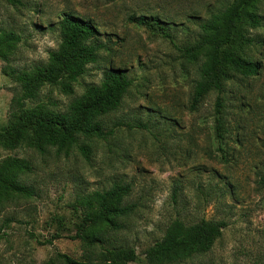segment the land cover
<instances>
[{
  "label": "rangeland",
  "instance_id": "obj_1",
  "mask_svg": "<svg viewBox=\"0 0 264 264\" xmlns=\"http://www.w3.org/2000/svg\"><path fill=\"white\" fill-rule=\"evenodd\" d=\"M227 1L0 0V30H11L20 39L11 67L28 69L43 63L58 43L56 22L71 13L90 21L98 42L107 49L86 67L73 86V96L97 84L109 67L122 69L131 82L120 107L103 118L107 128L113 123L121 126L106 142H92L88 160L75 149L67 154L50 149L43 155L26 148L0 149V159L14 156L27 161L30 172L24 183L34 194L0 213V222L10 220L0 236V264H45L54 253L80 260L79 241L66 238L73 235L80 218L77 195L117 182L130 187L126 202L134 208L125 228L111 238L131 247L139 259L161 238L169 221L179 217L186 223L199 219L226 223L207 253L184 264H264V188L257 185L264 175V0L255 4L262 26L249 32L262 44L245 51L259 64V72L232 80L225 94L231 123L226 162L211 140L212 96L196 113H189L193 70L166 40L130 20L157 16L168 23L180 46L195 38L196 23L209 8ZM3 65L0 61V128L12 87L1 72ZM71 97L49 88L40 92V101L56 110H63ZM230 189L232 196L225 193ZM54 234L62 238L50 245L37 243Z\"/></svg>",
  "mask_w": 264,
  "mask_h": 264
},
{
  "label": "trees",
  "instance_id": "obj_2",
  "mask_svg": "<svg viewBox=\"0 0 264 264\" xmlns=\"http://www.w3.org/2000/svg\"><path fill=\"white\" fill-rule=\"evenodd\" d=\"M257 1L229 0L209 8L206 16L196 23L195 38L180 46L174 42L168 23L157 16L130 18L137 26L166 40L193 70L189 113H196L212 96L209 129L215 151L223 162L227 160L226 143L231 135L225 94L232 80L254 77L260 69L245 54L249 46L262 44L249 36L250 31L262 26L256 13ZM55 29L58 36L55 49L47 52L43 63L28 69L10 66L20 39L11 30H0V61L4 63L1 72L12 84L6 120L0 128V149L26 148L39 155L50 149L64 154L75 149L88 160L92 142H106L114 135L116 126H121L113 123L114 127L107 128L103 118L120 107L131 82L122 69L109 67L102 71L97 84L86 86L78 96H73V86L86 67L96 63L100 50L107 49L98 42L95 26L71 13L62 14ZM43 88L72 97L63 110L49 108L40 101ZM29 172L26 160L14 156L0 159V213L19 200L33 197V190L24 183ZM257 185L264 188V175L259 176ZM129 192L127 184L117 182L101 191L79 193L76 203L81 208L80 218L73 235L66 238L79 241L81 259L54 253L45 264H184L207 253L226 226L221 219L186 223L175 217L161 238L146 247L139 259L131 247L117 244L111 238L125 228V219L133 212L134 206L126 202ZM172 192L174 199L176 191ZM225 193L232 196L231 189ZM9 222L6 218L0 222V236ZM59 238L62 236L54 234L37 243L50 245Z\"/></svg>",
  "mask_w": 264,
  "mask_h": 264
}]
</instances>
